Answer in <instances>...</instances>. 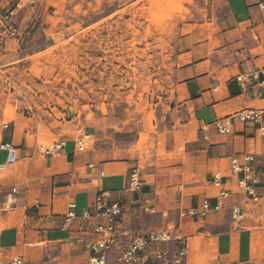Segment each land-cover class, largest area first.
<instances>
[{
    "label": "crops",
    "instance_id": "crops-1",
    "mask_svg": "<svg viewBox=\"0 0 264 264\" xmlns=\"http://www.w3.org/2000/svg\"><path fill=\"white\" fill-rule=\"evenodd\" d=\"M9 2L2 0L4 7ZM189 25L175 71L172 126L152 136V161L101 160L88 149L75 152L73 142L65 139L64 155L42 157L22 134L16 164L0 172V264L13 257L28 264H89L85 244L94 238L93 222H74L71 232L58 226L68 202H75L81 215L105 190L126 203L133 233L173 229L184 239L183 264H264V206L240 195L238 176L230 171V160L241 162L242 155L253 156L256 169L264 170V134L258 125L240 123L227 135L212 127L200 130L246 108L264 113V76L248 81L245 89L238 81L264 68V0H217L211 18ZM161 140L164 154L158 157ZM132 170L141 186L134 195L124 192ZM215 175L222 177L220 187L212 185ZM220 189L231 194L218 212L203 219L180 217L204 200L216 204ZM134 200L154 208L156 214L144 215L151 216L148 224L155 230L134 229V217L141 213L132 206ZM235 205L243 213L239 223L230 217ZM115 255L110 253L106 264H113Z\"/></svg>",
    "mask_w": 264,
    "mask_h": 264
},
{
    "label": "rangeland",
    "instance_id": "rangeland-1",
    "mask_svg": "<svg viewBox=\"0 0 264 264\" xmlns=\"http://www.w3.org/2000/svg\"><path fill=\"white\" fill-rule=\"evenodd\" d=\"M216 2L35 0L23 6L14 16L18 35L0 37V141L13 136L20 147L25 133L38 152L84 132L91 137L88 151L101 160L152 161V136L172 126L182 35L189 24L211 18ZM150 219L137 213L134 229L155 230Z\"/></svg>",
    "mask_w": 264,
    "mask_h": 264
},
{
    "label": "built area",
    "instance_id": "built-area-1",
    "mask_svg": "<svg viewBox=\"0 0 264 264\" xmlns=\"http://www.w3.org/2000/svg\"><path fill=\"white\" fill-rule=\"evenodd\" d=\"M34 3L35 0H16L11 8L6 9L0 0L1 38H15L18 35L19 29L14 21V16L23 6ZM258 76H264V68L251 75L238 77L241 89H245L247 82L251 79L257 80ZM263 115L261 110L246 108L217 119L211 125H203L200 130L206 133L212 127L218 134L227 135L236 123H240L253 127L258 125L260 133L264 134V128L260 126ZM6 127L7 125L3 126V128ZM90 142L89 134L79 132L73 142L74 151L85 152L89 148ZM65 146L64 140L55 141L39 147L38 154L42 157H60L64 155ZM0 153L3 156L0 171L16 164L17 149L11 142L0 141ZM230 171L232 175L238 176L236 183L240 195L253 203H261L264 206V170L256 169L254 157L242 155L241 162L233 157L230 160ZM99 176L101 177L102 174ZM221 184L222 177L215 175L212 178V185L220 187ZM140 187L137 171L132 170L124 192L134 195L139 193ZM230 194L228 190L220 189L216 204L211 205L208 200H204L198 207L191 208L186 213H180V217L191 216L203 219L211 212H218ZM132 206H135L143 214H156L154 208L145 201L134 200ZM161 216L166 217L167 213L162 212ZM230 217L236 223L241 222L243 220L241 207L233 206ZM126 218V203L116 197L113 191L105 190L97 193L93 206L84 210L81 215L76 214L75 202H68L67 211L61 217L58 229L61 232H71L70 229L74 222H93L94 238L85 244V249L90 252L89 264H106L109 254L113 252H116L113 264H183L187 256V246L184 239L179 237L173 229L133 233ZM5 264L28 263L21 257H13Z\"/></svg>",
    "mask_w": 264,
    "mask_h": 264
},
{
    "label": "bare ground",
    "instance_id": "bare-ground-1",
    "mask_svg": "<svg viewBox=\"0 0 264 264\" xmlns=\"http://www.w3.org/2000/svg\"><path fill=\"white\" fill-rule=\"evenodd\" d=\"M3 163V161H0V164H2Z\"/></svg>",
    "mask_w": 264,
    "mask_h": 264
}]
</instances>
